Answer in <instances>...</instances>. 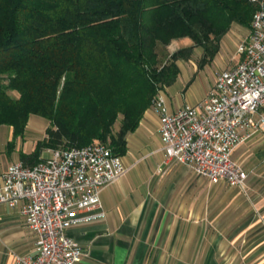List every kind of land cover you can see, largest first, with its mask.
Masks as SVG:
<instances>
[{
	"label": "trees",
	"instance_id": "trees-1",
	"mask_svg": "<svg viewBox=\"0 0 264 264\" xmlns=\"http://www.w3.org/2000/svg\"><path fill=\"white\" fill-rule=\"evenodd\" d=\"M250 0H0V125L22 135L30 115L47 120L44 146L109 143L126 151V134L160 90L174 82L175 62L218 51L232 23L248 27ZM189 37L161 64L159 46ZM117 124V130L114 126Z\"/></svg>",
	"mask_w": 264,
	"mask_h": 264
},
{
	"label": "crops",
	"instance_id": "crops-1",
	"mask_svg": "<svg viewBox=\"0 0 264 264\" xmlns=\"http://www.w3.org/2000/svg\"><path fill=\"white\" fill-rule=\"evenodd\" d=\"M248 31L249 26L232 23L209 62L200 66L190 57L177 63L174 82L160 90L170 112L206 95L215 72L212 83H207L200 95L190 87V78L199 77L206 65L222 57V50L232 46L236 52ZM170 42L175 50L193 46L189 37ZM196 49L200 60L203 51ZM235 52L230 62L221 59L217 70L235 64ZM119 156L127 171L101 190L104 215L67 229V235L86 253L75 264H264L261 135L240 143L232 153L248 174L245 188L212 183L190 166L167 157L159 135V118L151 106L137 127L126 134V151ZM35 236L19 207L0 204V264H15L13 254H33Z\"/></svg>",
	"mask_w": 264,
	"mask_h": 264
},
{
	"label": "built area",
	"instance_id": "built-area-1",
	"mask_svg": "<svg viewBox=\"0 0 264 264\" xmlns=\"http://www.w3.org/2000/svg\"><path fill=\"white\" fill-rule=\"evenodd\" d=\"M250 1L255 10L236 47L238 61L216 73L206 95L170 112L159 92L151 105L167 157L212 183L239 188L248 174L233 150L256 134L264 139V0ZM126 171L121 157L100 142L55 148L36 164L18 161L0 171V204L19 207L36 235L34 253L13 254L15 264H75L86 256L67 229L102 217L101 190Z\"/></svg>",
	"mask_w": 264,
	"mask_h": 264
},
{
	"label": "rangeland",
	"instance_id": "rangeland-1",
	"mask_svg": "<svg viewBox=\"0 0 264 264\" xmlns=\"http://www.w3.org/2000/svg\"><path fill=\"white\" fill-rule=\"evenodd\" d=\"M251 20V19H250ZM174 44L170 42L168 44V47H162L159 49H162L161 51V64L165 61V59L170 56L173 53H176L180 49H174L173 48ZM196 47V46H195ZM192 48L189 58H193L196 61H199V54L198 50H194ZM187 48V47H183ZM182 49V48H181ZM222 57H218V59H213L208 65L203 68V72L199 73V77L192 79L190 78L189 81L190 87L195 91L197 95H200L205 89V87L208 85L207 83H212L213 79V72H218L222 60L224 63H228L231 61V57L233 53L235 52V48H231L228 50H222ZM236 53V52H235ZM222 59V60H221ZM185 62L187 61L186 59H183ZM182 59H179L175 62L177 65L178 62H184ZM178 67V66H177ZM202 75V77L200 76ZM206 79H205V78ZM208 79V81H207ZM210 87V86H209ZM117 124L114 126V131L117 130ZM49 124L47 120L43 117L37 116V115H30L27 124L25 126L24 132L22 135H16L12 133V129L6 125H0V168H4L5 166L7 167L9 164L13 162L19 161V155L21 152L23 153H31L32 151L35 150L36 144L38 141L44 142V139L46 138V129L48 128ZM106 146L109 148H112L109 146V143H105ZM54 147L52 146H44L40 149V152L38 154V161L43 160L44 158L48 157L50 155L51 150H53ZM29 165V164H27ZM31 165V164H30ZM264 179V175H263ZM260 184H263L264 188V181L260 182ZM259 185L258 187H262Z\"/></svg>",
	"mask_w": 264,
	"mask_h": 264
}]
</instances>
